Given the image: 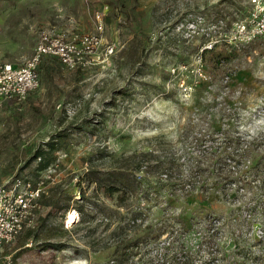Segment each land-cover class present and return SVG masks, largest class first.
Segmentation results:
<instances>
[{"label": "rangeland", "instance_id": "1", "mask_svg": "<svg viewBox=\"0 0 264 264\" xmlns=\"http://www.w3.org/2000/svg\"><path fill=\"white\" fill-rule=\"evenodd\" d=\"M249 8V0H0V60L14 63L31 56L45 28L93 31L106 10L93 63L71 69L46 56L39 87L0 108V185L21 175L45 188L33 223L4 247L12 264H160L165 253L180 264L188 250L197 264L212 248L264 264V170L251 168L244 187L209 171L235 153L244 170L264 161V36L229 39ZM208 41L215 46L203 56ZM189 177L201 182L187 190ZM208 214L222 222L211 249L199 231Z\"/></svg>", "mask_w": 264, "mask_h": 264}, {"label": "built area", "instance_id": "2", "mask_svg": "<svg viewBox=\"0 0 264 264\" xmlns=\"http://www.w3.org/2000/svg\"><path fill=\"white\" fill-rule=\"evenodd\" d=\"M249 2L247 15L234 23L229 35L230 41L236 44L250 43L264 36V0ZM105 9L96 12L93 31L45 28L33 53L24 62L0 60V108L7 101L20 103L30 91L39 87L41 64L46 56L57 57L71 69L93 63L106 29ZM214 46V41H208L202 50ZM44 192L42 178L33 181L17 175L0 185V264H12V256L3 255L4 247L13 243L24 227L33 223Z\"/></svg>", "mask_w": 264, "mask_h": 264}, {"label": "trees", "instance_id": "3", "mask_svg": "<svg viewBox=\"0 0 264 264\" xmlns=\"http://www.w3.org/2000/svg\"><path fill=\"white\" fill-rule=\"evenodd\" d=\"M213 49H203L202 50V55H206L207 52L212 51ZM216 57H212L214 64H216V61H218L219 58H217L218 55H215ZM223 61L227 60V57H224L222 59ZM36 156H40L39 154H37ZM228 161H234V163H229L227 161H225L224 163L222 162H214L212 163V165H210L209 167L212 169L209 170L210 172L214 173L217 170V174L216 175L220 178L223 179L222 182H226V183H237L239 184L238 187H244L247 186L249 184H251V179L249 176V171L251 168H255V169H259V170H264V161L262 162V160L257 161L256 164L252 165L251 167H249L248 170H244L243 167H239L240 164L242 163L241 161L243 160V158L241 159V155L238 154H233L230 155L226 158ZM230 165V167L228 166ZM49 166V162H40L39 163V167L41 169L47 168ZM194 166H197L196 168H200V170L203 171H207L208 168H204L201 169L202 167H200L199 164H195ZM141 167L138 168V170H140ZM162 174H164V177L167 178V180H169V173L166 171L161 172ZM170 181V180H169ZM201 181L194 179L193 177H189L187 180H184L182 187L186 188L187 190L190 189L192 186H195L197 183H200ZM261 185H264V179H262ZM171 184V183H170ZM174 184V186H177L180 184L177 182H173L172 185ZM116 188V187H115ZM114 187H112L111 190H115ZM43 197V195H42ZM41 197V198H42ZM55 199H53L52 203H49L50 205L55 204L56 202H54ZM256 205H250V208H254ZM56 207V205H55ZM59 210V206L56 207ZM53 209H51L49 212L52 214ZM133 220L137 221L140 217V211H134L133 213ZM204 223H202L199 226V231L201 232V237H202V241L201 244H205V246L210 247V249L213 247V245H219L218 240V233L221 230L222 227V222L220 220L219 217L217 216H212V215H205L204 216ZM264 237V230L262 231V234L260 236ZM138 241L136 242V245ZM173 243L172 241H168V244ZM130 244V243H125L126 247L127 246H131L134 245ZM213 244V245H212ZM212 245V246H211ZM261 255H263V252L261 253ZM194 256V253L191 250H188V255H183V259L181 261L182 264H194V260L192 259V257ZM264 259V255L262 256ZM157 261L160 264H179V261H177V259L174 258H170L167 256V253L161 255V257L157 258ZM180 263V264H181ZM197 264H240V261L235 260L234 258L230 257L229 253L226 252H219L217 249L213 250V248L211 249V251L208 252V258L207 259H202L200 260Z\"/></svg>", "mask_w": 264, "mask_h": 264}, {"label": "bare ground", "instance_id": "4", "mask_svg": "<svg viewBox=\"0 0 264 264\" xmlns=\"http://www.w3.org/2000/svg\"><path fill=\"white\" fill-rule=\"evenodd\" d=\"M75 214L74 213H70L69 215H68V222H72V221H74L75 219Z\"/></svg>", "mask_w": 264, "mask_h": 264}, {"label": "crops", "instance_id": "5", "mask_svg": "<svg viewBox=\"0 0 264 264\" xmlns=\"http://www.w3.org/2000/svg\"><path fill=\"white\" fill-rule=\"evenodd\" d=\"M27 245H31V243H26Z\"/></svg>", "mask_w": 264, "mask_h": 264}]
</instances>
